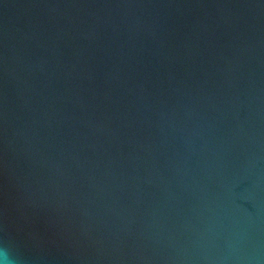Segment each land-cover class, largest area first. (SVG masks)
<instances>
[{
    "label": "water",
    "instance_id": "water-1",
    "mask_svg": "<svg viewBox=\"0 0 264 264\" xmlns=\"http://www.w3.org/2000/svg\"><path fill=\"white\" fill-rule=\"evenodd\" d=\"M264 264V0H0V260Z\"/></svg>",
    "mask_w": 264,
    "mask_h": 264
},
{
    "label": "clouds",
    "instance_id": "clouds-1",
    "mask_svg": "<svg viewBox=\"0 0 264 264\" xmlns=\"http://www.w3.org/2000/svg\"><path fill=\"white\" fill-rule=\"evenodd\" d=\"M7 257L5 256L2 260H0V264H6Z\"/></svg>",
    "mask_w": 264,
    "mask_h": 264
}]
</instances>
